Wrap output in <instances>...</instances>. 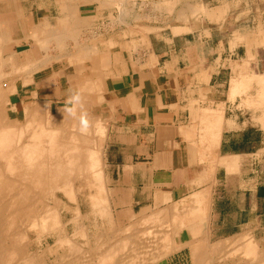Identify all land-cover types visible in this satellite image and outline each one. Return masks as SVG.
Returning a JSON list of instances; mask_svg holds the SVG:
<instances>
[{
    "label": "crops",
    "instance_id": "obj_1",
    "mask_svg": "<svg viewBox=\"0 0 264 264\" xmlns=\"http://www.w3.org/2000/svg\"><path fill=\"white\" fill-rule=\"evenodd\" d=\"M22 1L0 0V69L16 67L20 45L33 43L12 68L28 73L50 35L60 59L43 66L40 79L26 74L35 86L10 102L54 101L59 116L73 106L79 119L96 106L106 168L91 135L100 123L86 114L88 137L116 219H155L145 220L160 236L158 253L149 252L161 256L148 264H193L196 247L264 232V0H40L37 8ZM84 5L97 27L94 47L74 31L82 22L75 8ZM69 29L74 44L64 53ZM51 73L75 84L54 75L53 82Z\"/></svg>",
    "mask_w": 264,
    "mask_h": 264
},
{
    "label": "bare ground",
    "instance_id": "obj_2",
    "mask_svg": "<svg viewBox=\"0 0 264 264\" xmlns=\"http://www.w3.org/2000/svg\"><path fill=\"white\" fill-rule=\"evenodd\" d=\"M46 38L38 43L44 59L26 68L29 75L60 59L52 43L57 37ZM24 70L9 75L0 69V264H148L159 257L149 252L160 240L149 226L154 216L123 225L113 216L103 164L74 107L59 116L50 101L38 98L20 113L10 102L20 83L31 82ZM204 246L192 252L193 264H264V235L243 232Z\"/></svg>",
    "mask_w": 264,
    "mask_h": 264
},
{
    "label": "rangeland",
    "instance_id": "obj_3",
    "mask_svg": "<svg viewBox=\"0 0 264 264\" xmlns=\"http://www.w3.org/2000/svg\"><path fill=\"white\" fill-rule=\"evenodd\" d=\"M51 2H53L54 0H50ZM68 1V0H67ZM40 2V0H23L22 1V4H23V7H25V8H30V6L31 5H33L35 8H37V5H38V3ZM147 2H152L151 0H147ZM154 4V3H153ZM4 8V7H3ZM81 10H82V12H80L79 11V8H78V6H77V9L75 8V11H76V17H77V20H79V19H81L82 20V22H80V21H77L78 22V24H76V28H74V31H78V38H79V40L81 39V41H83V40H85L86 38H88V40H89V42H90V44H92V46L94 45V41H93V38H95V36H96V23H95V21L94 22H92V20L89 18H86V14L88 13V12H86V10L87 9H91V5H84V6H82L81 8H80ZM167 10V9H166ZM52 12H53V15H55L56 14V9H55V7H53V10H52ZM88 14H90V12L88 13ZM41 15V14H40ZM63 15V14H62ZM54 17V16H53ZM55 17H57L56 15H55ZM86 19H88V21L86 20ZM56 18H52L51 19V22L49 23L50 25H56ZM85 22V23H84ZM104 24H105V22H104ZM66 35H65V37L63 38V45H62V52H64V53H68V52H70L71 51V49L73 48V44H74V38H72V36L69 34V33H71V30L69 29V30H67L66 32ZM33 44V43H32ZM32 44H28V43H25V42H23L21 45H20V47H19V50H18V55L16 56V57H13V59L16 61V67H11V73L9 74V75H11V74H14V72H13V70H12V68H19V63H23V62H25V60H26V57L25 56H23L22 55V53L23 52H25V51H27L28 49H29V47L32 45ZM32 47V46H31ZM94 47V46H93ZM97 47L95 46V48L94 49H96ZM40 48H35V50H37V54L36 55H34L35 57H36V60H39V59H41V52L40 53H38V50H39ZM50 50H49V52H50V54H53L54 52L52 51V50H54L53 49V45L51 44V46H50V48H49ZM56 52H58V50L57 51H55V53ZM34 57V58H35ZM36 60H35V63H36ZM65 60H66V63H65V66H67V64H68V60L65 58ZM48 67V66H47ZM68 67H70V66H68ZM30 68H33V66L32 67H30L29 66V69ZM47 69V68H46ZM46 69H44V70H42L41 68L39 69V70H36V69H32V70H34V72H33V76H35L37 79H40V78H42L43 77V72L46 70ZM15 71V70H14ZM67 72V71H66ZM68 73V72H67ZM15 75V74H14ZM53 75H54V77L57 75V74H53V73H51V81H55V80H57V81H60L61 83H65L66 81H68V83H70V84H75V80H72L71 78H70V80H67V78H66V76H64V75H58V76H56L55 77V80H54V77H53ZM58 78H59V80H58ZM69 79V78H68ZM18 83H20V81H18ZM17 83V84H18ZM35 85H34V83H29L28 85H21V83H20V85H18L17 86V90H20V91H22V90H26V89H28V90H31L33 87H34ZM24 88V89H23ZM49 89L50 88H46V89H44L43 91H44V93H48L49 92ZM71 105L72 103H71V101H66L65 103H62V104H60V105ZM22 107L23 106H19L18 107V110H19V112L21 113V111H22ZM59 107H66V106H59ZM67 107H71V106H67ZM54 108H56V103L53 101V103L51 104V109H53L54 110ZM86 114L88 115V116H92L93 117V119H97V122L99 121V123H100V126H101V131L98 129V126H96V125H92L91 124V127H92V131H91V135H92V137H93V140L95 141V140H98L99 141V144H100V146H101V150L103 151V162H104V166H105V168L108 166V164H107V159H106V126H105V121H104V119L98 114V112H97V110H96V106H86ZM95 119V120H96ZM96 126V127H95ZM119 211H113V216L115 217V219L118 217V215H119ZM112 216V217H113ZM119 217H121L120 215H119ZM124 222H126V223H124ZM121 223H122V225L123 224H127L128 223V220H125V221H121ZM121 225V224H120ZM137 225V224H136ZM135 225V227H137ZM134 229H137V228H134ZM264 235V232H258L257 233V237H260V236H263ZM110 241H112L111 239H110ZM83 241H81V243H80V245H81V247H83L84 246V244L82 243ZM85 247V246H84ZM125 251V250H124ZM123 254H125V253H123Z\"/></svg>",
    "mask_w": 264,
    "mask_h": 264
},
{
    "label": "clouds",
    "instance_id": "obj_4",
    "mask_svg": "<svg viewBox=\"0 0 264 264\" xmlns=\"http://www.w3.org/2000/svg\"><path fill=\"white\" fill-rule=\"evenodd\" d=\"M74 101L79 102L80 97L77 95L75 97L72 98ZM70 112H72V109H69ZM80 125H81V132H87L88 127H89V122L86 118V114L82 115L80 118Z\"/></svg>",
    "mask_w": 264,
    "mask_h": 264
}]
</instances>
